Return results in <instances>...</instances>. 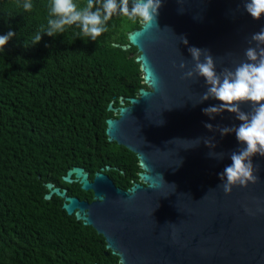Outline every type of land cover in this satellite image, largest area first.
<instances>
[{
    "label": "water",
    "instance_id": "1",
    "mask_svg": "<svg viewBox=\"0 0 264 264\" xmlns=\"http://www.w3.org/2000/svg\"><path fill=\"white\" fill-rule=\"evenodd\" d=\"M262 27L264 17L253 19L243 0H162L157 23L141 22L128 32L127 44L116 43L137 47L145 86L135 96L122 95L118 106L109 104L118 116L107 118L106 132L109 141L137 154L139 179L123 188L105 171L110 165L93 180L83 166H74L63 179L93 190V200L54 182L45 183V198L63 197L67 212L102 234L120 264H264V156L252 157L256 183L224 192L219 173L242 145L234 133L221 135L204 125L240 121L227 111L215 119L205 115L202 109L221 102L201 103L204 78L184 79L187 69L179 67L193 66L188 49L195 46L210 50L218 72L234 70ZM241 108L250 112L251 103Z\"/></svg>",
    "mask_w": 264,
    "mask_h": 264
},
{
    "label": "trees",
    "instance_id": "2",
    "mask_svg": "<svg viewBox=\"0 0 264 264\" xmlns=\"http://www.w3.org/2000/svg\"><path fill=\"white\" fill-rule=\"evenodd\" d=\"M22 3L0 0V35L17 33L0 49V264H120L102 234L67 212L63 197L45 198V183L92 200L80 182L63 179L70 168L83 166L93 178L110 165L105 171L123 188L139 179L137 154L109 141L106 128L109 104L145 86L137 47L116 45L129 42L140 20L117 12L96 41L72 25L33 45L50 0H32L31 11Z\"/></svg>",
    "mask_w": 264,
    "mask_h": 264
},
{
    "label": "clouds",
    "instance_id": "3",
    "mask_svg": "<svg viewBox=\"0 0 264 264\" xmlns=\"http://www.w3.org/2000/svg\"><path fill=\"white\" fill-rule=\"evenodd\" d=\"M129 4L130 0H87L81 7L75 0H50L47 6V26L41 25L33 38V45L40 43L43 35L55 37L72 25L80 29L82 37L96 41L107 31V22L117 12L131 20L138 18L146 26L157 23L162 0H131V7ZM17 6H22L25 11H31L34 7L32 0H23L22 5ZM243 7L255 20L264 17V0H243ZM16 36L17 33L11 30L0 35V49L5 50L6 45ZM181 38L187 45V38ZM253 42L255 46L245 49L246 60L237 64L234 70L224 68L218 72L210 50L195 46L188 49L194 61L193 66L188 68L186 62L179 65L181 69H187L183 73L184 79L204 78L207 88L201 95V103L209 99L221 102L202 109L205 115L215 119L216 115L227 111L235 114L240 121L239 125L232 126L214 127L210 123L204 125L210 131H219L221 135L234 133L242 145L239 150L230 153L232 163L219 173L225 193H231L237 185L247 187L250 182L256 183L259 178L254 175L257 169L252 157L257 154L264 156V27L251 35L249 44L252 45ZM249 102L251 111H243L241 104ZM204 143L215 148L212 140H205ZM217 155L223 159L222 153Z\"/></svg>",
    "mask_w": 264,
    "mask_h": 264
},
{
    "label": "flooded vegetation",
    "instance_id": "4",
    "mask_svg": "<svg viewBox=\"0 0 264 264\" xmlns=\"http://www.w3.org/2000/svg\"><path fill=\"white\" fill-rule=\"evenodd\" d=\"M140 23H141V21H140ZM139 28V27H138ZM113 116H118V115H113ZM91 178V177H90ZM94 179V177L93 178H91V180H93ZM73 182H79V181H73ZM73 182H71V183H73ZM56 185V184H55ZM56 186H59V185H56ZM61 187V186H60ZM81 187H82V184H81ZM62 188V187H61ZM64 188H66V187H64ZM64 188H62V189H64ZM83 188V187H82ZM67 189V191H68V188H66ZM85 190V189H84ZM86 191H92L93 192V195H94V191L93 190H86ZM93 200V199H92ZM92 200H89V201H92ZM108 254V253H107ZM97 263V262H96ZM99 263V262H98ZM100 264H110V263H100Z\"/></svg>",
    "mask_w": 264,
    "mask_h": 264
}]
</instances>
